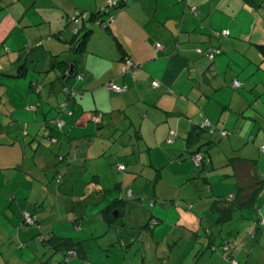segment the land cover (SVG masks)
<instances>
[{
  "label": "crops",
  "instance_id": "0c3cea01",
  "mask_svg": "<svg viewBox=\"0 0 264 264\" xmlns=\"http://www.w3.org/2000/svg\"><path fill=\"white\" fill-rule=\"evenodd\" d=\"M109 1L112 4L123 1L124 4L116 8L109 7ZM189 1H197L199 5L197 15L192 14L189 10ZM206 2L211 3L216 10L208 17L206 21L207 27L206 25H201V21L199 20L204 15L203 6ZM15 3H23L25 13L24 15L19 14L23 16V23L20 24L19 21L13 20L11 23L12 31L22 29V31H16V33L24 34L25 28L39 26L41 22L48 25L49 29H51L52 25L58 29L56 32L49 30V33L45 35L40 34L37 39H33V43L32 40L29 43L27 40L24 43H10L8 40L6 41V35H0L1 73L13 72V75L16 67L20 65L27 66L28 70H32V67H35L36 70L42 73L39 76H34L35 74L33 73L34 75L31 74L28 78H25L22 87L19 86V81H14L12 77L7 78L8 81L6 80L5 83L10 85L12 82L16 85L19 92H24L30 81L41 82V85L42 80L47 81L46 86L42 85L39 92L41 98L42 96L45 97L44 101L39 99L41 104H35V96L30 94H24L18 100H13L8 95L2 96L0 101V174H2L0 178V205L3 206V208H0V219L2 226L7 225L6 227H1L0 221V264L22 263L17 262L16 257L25 258V260L21 258L23 263L26 261L30 262L31 256L29 257V254L27 257H23L21 256V252L17 250L18 244L23 243V240H21L23 233L20 230H16L13 224L21 221L23 212L34 213L35 211L32 210L33 205L37 202L41 203L42 197L46 199L44 201H50V198H55L53 206L51 202H44L45 209L42 211L41 208L38 212L39 217L46 220L45 225L42 226L44 234L52 231L54 234L62 237H71L77 242L84 241V245L88 247L85 258L87 264H111L112 256L115 257L118 249L130 247L131 240L129 241L130 238H126L125 235L127 230L132 227H142L148 221L150 214L136 200L127 204L122 217L119 218L116 211L112 212L113 218L116 220L118 217L119 219L111 227L106 225L99 214L102 208L96 214L95 209L89 210L88 207H85L83 209L85 213L84 220L81 221L79 228H76L73 225V220H75L79 213L77 214L75 208H73V201L87 199L90 196L93 198V196L98 195L97 191L99 189L97 188V184L92 183V185L96 186V189L93 188V193L91 191H84L83 193L74 194L75 190L73 191L67 185L55 188L52 184L53 181L50 180L47 183L49 178L53 179L55 177V169H61L55 162L56 158L54 154H69L71 158L70 162L72 161V164H76L77 166L79 164L83 165L80 162L84 161V165H86L85 173L88 176H98L95 175L98 172L96 169L94 170V167L97 164L99 166L98 169H100L101 166L98 164L100 159L97 158L100 147L98 148L96 145L92 146V139L84 136L94 132L93 125L88 123L91 114L98 117L102 122L114 118L118 120L119 117H128L137 124V120L140 119L139 128L143 133L140 148L142 150L150 149L149 152L152 156L149 158V161L151 160L154 167L159 169V171L152 168L149 164V166H146L145 163H148V159L144 161L145 163H142L144 159H141V165L151 168L153 176H150L147 172H143V174H149L147 183H150L151 186H149L147 191L143 190L140 192L137 190L134 198L142 197L144 200L153 199L155 202H162V207H156L154 204L151 214L161 218L163 221H160L159 225L153 226L150 231H146V236L143 237L145 244H142V241L140 242L142 237H139V240L133 242L132 245L141 243V247L144 245V248L151 251L154 250L156 253L153 258L158 261L161 259L162 261L166 260L164 256L159 257V254H157L161 246L162 248H166V251L170 253L175 248L184 247L173 257L171 255L170 257H166L167 263L173 261L174 264H190L189 258H191L194 251L193 243L190 246H182L180 240L189 238L192 241L193 237L185 235V229L190 228L189 230L193 231L196 224L184 223L185 219L190 221L192 218V216H189L192 213L189 212L190 210L186 206L189 204L196 213L202 214L207 200L195 199V196L191 193L179 194L180 187L190 177V170L188 169L191 164L178 154L172 153L166 147L168 146L166 139L169 137V131L176 130L177 133H181L190 129L192 125L198 122L196 105L205 110L204 112L212 122L219 116L218 112L215 113L214 103H207L206 99L200 96V93H196L190 88L191 73L195 72L194 76L197 74L196 70L201 73L202 67H199V69H196V67L198 68L199 65L204 66V64L193 62V64H190L191 68L190 66L188 67V59L190 57L196 59L191 51L195 44L191 41L188 42V39L194 37V34H197V32L203 34L209 33V29L215 31L227 29L229 31L230 27L228 23L236 19L238 21V15H235L238 11L229 9V1L226 0H107L106 2L105 0H20ZM226 6L228 8H224ZM112 9L115 10L114 13L111 12ZM99 10L106 12H104V19L109 16L108 21L111 23L110 32L122 45L128 59L137 65L138 68L132 70V74L125 73L120 77V70L123 67L124 60H122L120 53H118L111 37L100 29H92L94 28L92 25L87 26L88 28L90 27L91 32L87 37L86 52L81 55L76 66V71L82 75V80L76 83V79L72 78L73 82L68 83L71 84V88L82 91L84 93L83 98H77L75 104H73V117L61 115L66 124L59 132L51 131L50 135L55 139V142L52 140L51 142L42 140L41 137L37 136L40 131L39 126L35 123L44 121V119H52L54 116L56 117L54 111H47L48 103L56 104L63 100L62 96L56 97V95L50 93L49 88H55L51 82L55 81L57 75L59 76L60 74L55 70L49 71V68H52L50 66L61 59L66 60L68 63H71L72 59H74L68 47L56 40V38L54 39L53 35L60 32L61 37L65 40L64 34L68 33V29L63 27L64 20L65 18L67 20L72 12H77L76 14H78L80 11H85L88 15ZM32 12L34 16L28 17ZM50 12H57L59 15L48 20L46 16ZM244 13L246 15L243 14L241 21H239L245 25H251L250 22L254 20L249 19L248 16H252L254 10L248 8L247 12ZM234 15L235 17H233ZM227 17H232L233 20L229 21ZM0 33L3 32L0 31ZM184 34H188V39L182 38ZM178 36H181V42H179V46H176L175 40ZM42 37L44 38V42H42ZM71 38L72 36L68 35L66 40ZM38 43L42 45V51H32V48H34L32 45H37ZM155 43H160L162 48L156 49L154 47ZM222 45L224 50L231 51L234 42H231L230 45V43L223 40ZM235 47V49L241 52L237 44H235ZM219 58L223 59L224 57H217L216 69L219 72L217 73L219 77H217L215 82L211 83L210 86H206L208 83L206 76L203 78L199 77L198 81L202 82L204 90H209L214 86H219L216 91L227 89L225 84L228 82V76L222 71V68L225 67V60L221 61ZM33 59L40 61L32 64ZM233 60L236 61V58L234 57ZM72 70L73 67L70 65L69 71ZM252 71L244 79L238 78L242 82L246 78H249L247 85L252 88V91L250 93L245 91L238 93L236 98L231 101V106L238 111L244 108L247 113L246 116L261 118L263 122L264 73L258 72L251 76ZM153 80H158L160 83L157 89H152L150 85ZM109 81H113L118 85H126L127 91L123 94H115L109 91L104 86ZM198 81L196 83L192 80V86L199 84ZM257 83H260V85H257ZM56 90L58 91V89ZM0 94L2 95L1 92ZM177 95H181V97ZM217 97L223 101L227 99L226 101L228 102V98L219 97L218 94ZM189 99H192V102ZM33 104L37 106L34 107ZM33 108H36L37 111ZM18 111L21 113H17ZM15 116L19 117L20 120L14 119ZM232 119L234 123L235 120L234 118ZM13 120L15 126L10 127L8 122ZM17 122H25L27 124L28 136L22 139V141L18 139L21 137V134L17 132L20 130ZM228 122L227 124L225 122V124L229 126ZM255 128V125L254 127L248 126L245 130L249 133V136L253 137L254 145L259 146L263 144L260 141L262 134L264 135V129L258 127L255 131ZM90 145L92 146L91 149H89ZM170 146L174 148L173 141ZM21 152H24L28 158L31 156L32 162L30 163L28 159L23 158ZM16 163L17 166H15ZM162 168H169L166 171L171 176L163 177ZM244 171L246 170L239 169L235 171V175L232 176L234 179L228 176L223 177L224 173H229L227 170L223 171V174L222 171H220L221 173H217V176L222 177L219 181L212 182L213 178L209 177L210 189L213 188V191H216L213 195L217 196L222 193L228 195L234 192L237 185H248L249 175L245 174ZM249 171L251 173L252 170L249 168L248 173ZM78 172L81 175L80 169ZM157 175L158 179L155 181ZM81 176L80 182L85 179L83 174ZM92 179L94 180V178ZM176 179L178 183L175 182ZM20 181L21 183H19ZM202 182V185H204L205 181L202 180ZM42 183H46L49 186L50 192L42 194ZM23 184L25 185L23 186ZM194 185V187H197V182ZM162 187H165L168 192H164ZM115 193L117 192L115 191ZM110 196V198H107L102 203H98V207L106 206L113 198H124L122 193H119V196L113 194ZM174 198L176 201L171 203L164 202L173 200ZM181 198H184L182 202ZM204 199L206 198L204 197ZM15 200L18 203L21 202L19 200H26L23 202L24 205L22 207L19 204L20 207H17V212H15L13 206ZM30 201H33V203H29ZM25 204L28 206H25ZM82 206L84 205L82 204ZM17 214L19 215V220H17ZM181 214L185 217L182 220H180L182 218ZM157 217L156 219H158ZM177 225L184 226L185 228L182 229L179 226L176 228ZM13 229L15 230L14 233H12ZM112 229L116 235L115 241H117V245L114 248L109 247L113 242L112 240L108 243V246L104 244L108 238V232ZM32 236L34 237V235ZM32 236L30 237L32 238ZM95 237H97V240H94ZM4 238L7 239L5 240ZM95 244L96 246L91 248ZM262 259V263L256 262V264H264V255ZM70 264H79V262H71ZM142 264H145V262Z\"/></svg>",
  "mask_w": 264,
  "mask_h": 264
},
{
  "label": "trees",
  "instance_id": "16d2710c",
  "mask_svg": "<svg viewBox=\"0 0 264 264\" xmlns=\"http://www.w3.org/2000/svg\"><path fill=\"white\" fill-rule=\"evenodd\" d=\"M20 0H11V3L19 2ZM186 1V0H184ZM188 8L191 11L192 14L197 15L198 13V3L197 1H189ZM121 4H124L123 1L111 4V7H120ZM264 2L263 0H229V5L231 10H237L238 12L235 13V15H238V20L241 21L242 13L246 15L247 9L250 8L251 10H254L255 12L259 13V11H264ZM261 7V8H260ZM215 10V7L211 4L206 2L203 6V12L204 15L199 20L201 21V25H206V21L208 20V17L210 14H212ZM243 11V12H242ZM104 10L96 11L92 14H86L85 11H80L78 14L74 12V23H70L71 19H69V16L67 18V23L72 24L75 26L73 28V35L72 38L69 40H64L60 32L55 33L53 36L61 43H65L68 47V50L72 52V55L74 56V59H72V62L69 64L66 60L61 59L60 61H56L52 66V68H49V71L55 70L59 72V76L57 75V78L55 81L51 82L52 85L55 86V88H49L51 91L50 93L57 96H62V99L60 102L54 104V103H48V110L51 112L56 113V117L54 116L52 119H44V121L36 122L35 124L39 126V135H37L39 138L41 137L42 140H48L51 142L55 139L51 137L50 133L53 132H59L61 131L65 126V121L61 118V115L64 116H74L72 113V106L75 104V101L77 98H83V92L78 91L75 88H71L68 85L69 80L72 78L76 79L75 82L78 83L80 80H82V75L77 73L76 66L79 62V59L82 54L86 52V46H87V37L89 36L91 29H89L87 26L92 25L93 27L102 30L103 32L107 33L108 36L111 37L113 43L115 44L118 53H120L122 60H124L123 67L120 70V77L123 76L125 73L132 74V70L138 68L137 65H135L128 57L125 55V51L122 47V45L116 40V37L110 32V25L111 23L108 21V17L105 19L103 18ZM241 12V13H240ZM239 13V14H238ZM235 15L233 17H235ZM226 16V15H225ZM241 16V17H240ZM262 24L264 25V14L260 15ZM222 19V18H221ZM237 20V19H236ZM236 25H239L236 23ZM240 26V25H239ZM204 28V27H202ZM94 29V28H92ZM96 29V30H97ZM208 29V28H207ZM81 30V31H80ZM209 33H201L197 32V34H194V37H190L189 39L188 34L182 35V38L188 39V42H194L195 46L192 47V53L195 56L196 60L200 57H203L207 59V62H200L201 64H204V66L199 65V67H202L201 73H199L198 70H196L197 74L191 73L192 76L189 81L190 88L195 91L196 93H200V96L206 99V102H211L215 104L216 110L219 113V116L216 117L215 121L212 122L209 119V116L204 112L205 110L200 108V106L196 105L197 107V113L198 116V122L190 127V129L177 133L176 130L169 131V137L166 139V144L168 146V149L174 152V154H178L180 157L184 158V160H187L191 164V169L193 172H191V176L185 181L186 183H193L196 184V180H194V174L196 173H204V177L201 178L203 181H205L203 187L204 189H210V183L208 181V178L210 177L209 172H216L221 173L220 170L223 167L225 168L223 171L227 170L229 173H224L223 177L225 176H233L235 175V171L241 169L246 170L244 171L245 174L249 175V183L248 185H237L234 192L226 195H205L204 193L196 195L195 199L203 200L204 197L207 200L205 202V207L203 208L202 214L196 213L192 207L187 204L186 208H188L192 214H189V216H192L191 220H184V223H188L193 225L196 224V227L192 230H189L190 228L185 229V235H190L195 239L193 243V255L191 258H189L190 264H199L198 262L202 258V255H205L208 253H215L218 252V255L206 257L205 262L207 264H256V262L263 261L262 255L255 257V250L257 246H261L263 241V228H264V217H261V212L264 210V143L255 146L253 143V137L249 136V133L245 130L248 128V126L259 127L260 129H264V121L262 122L261 118L257 117H249L246 116L245 109L243 108L241 111L236 110L234 107L231 106V101H233L236 98V95L240 93L241 91H245L247 93H250L252 91V88L247 85V81L249 78H246L245 81H240L237 74V67L238 63L233 60L234 57H239L240 54L243 55L246 58L245 53H241L238 51V49H235V44L238 45V40H240L239 36L231 37L230 30L227 29L221 30V31H215L212 29H209ZM208 31V30H207ZM224 32H227V34L224 35ZM84 33V34H82ZM82 34V35H81ZM238 37V38H237ZM62 38V39H61ZM181 36L177 37L175 40L176 46H179ZM243 40V37L241 38ZM225 40L227 43L234 42L233 49L231 51H226L222 47V42ZM241 40V41H242ZM184 41V39H183ZM201 41V42H198ZM218 42V44H216ZM247 45L253 46L255 51L257 52L258 56L260 57L259 61L256 60H250L246 58L245 64L252 65L253 71L251 73L252 75H255L258 72L264 73L263 65H264V43H256L251 41V36L249 35L247 38ZM202 43L203 46H200L199 44ZM193 44V45H194ZM221 44V45H220ZM156 45H159V48L156 47ZM36 46V47H35ZM156 49L162 48L160 43H155L154 46ZM235 47V48H234ZM33 50H39L42 51V45L38 43L37 45H34ZM38 52V51H37ZM238 52V53H237ZM223 56V60H225V67L222 68V71L224 74H226L227 77V84L226 86L231 87L234 92L232 96L227 99H224L225 101L221 100V98L217 97V91L219 86H214L213 88L209 90H204L202 87V82L198 81L199 77L203 78L206 76L207 78V84L206 86H210L211 83L215 82L217 77H219V73L216 69V62L217 57ZM40 60L35 61L33 59L32 64L34 62H39ZM195 62V59H192L191 57L188 59V67ZM73 67L72 71H69V66ZM33 72L37 71V75L39 76L40 73L39 70H36V68L32 67ZM15 73L12 75L11 73H1L0 72V101L2 99V96H9L13 100H18V98L23 96L24 94H30L35 96V104H41L39 102V99L44 101L45 97L39 95L40 89L42 85L47 84V81L42 80L41 82L37 81H30L28 83V87L24 90V92H19L16 85H14L12 82L10 85H8L6 80L7 78L12 77V79L20 78L19 86L22 87V83L24 81L27 75L28 67L25 65L17 66L14 70ZM48 71V72H49ZM203 71V72H202ZM57 72V73H58ZM70 72V73H69ZM34 75V74H33ZM264 75V74H263ZM35 76V75H34ZM194 80V82L199 84H195L192 86L191 81ZM234 82H238L239 86L234 87ZM155 83V85H154ZM32 84V86H31ZM110 84H114L122 89L121 92H115L112 91L109 88ZM209 84V85H208ZM152 89H157L160 86V83L158 80H153L150 83ZM198 85V86H197ZM257 85H260V83H257ZM256 85V86H257ZM104 86L111 92L115 94H123L127 91L126 85H118L114 83L113 81H109L108 83H105ZM58 89V91L56 90ZM48 91V90H47ZM9 92V93H8ZM174 92V91H173ZM43 93V92H42ZM176 93V92H175ZM43 95V94H41ZM216 95V96H214ZM181 97V95H177ZM256 96V95H255ZM40 97V98H39ZM8 98V97H7ZM223 98V97H222ZM256 99V98H255ZM40 100V101H41ZM192 99H189L191 101ZM192 102V101H191ZM194 102V101H193ZM224 103V104H222ZM33 104L34 107L37 105ZM39 108V107H37ZM34 109V108H33ZM36 109V108H35ZM34 109V110H35ZM37 111V109H36ZM248 112V111H247ZM46 114V113H45ZM221 114V117H220ZM119 117V116H118ZM90 119L88 120V123L92 124L94 132L92 134H86L85 137L91 138V145H96L100 152L97 156L100 161L98 162L99 165H102L105 163V161L110 160L111 169L115 172H125L131 174L130 180L127 183V180L119 181L116 184H114L113 192H109L108 197H111L110 195H118L119 193H123L122 190H126V187L129 186V184L132 183V188L128 189L127 195H124V198H113L110 203H108L104 208H102L99 212V214L102 216V219L105 221L106 225L108 227L113 226L114 222L117 221L120 217L124 215L125 209L127 204L131 203L132 201H138L140 202V205L144 207L146 212L150 214V217L148 221L139 228H130L127 230V233H125L126 238H130L129 241L130 246L133 242L136 240H139V237H142V244H145L143 241V237L146 236V231H150L153 226L159 225L160 221L162 222L161 218H158L155 215H152L151 212L154 208V204L156 205V202L153 201V199H143L142 197H135V192L137 193V190L140 192L147 191L149 186H151L150 183H147L146 180H148V176H145L143 174V167L141 165V159H144L142 163H145L144 161L147 160L148 163H145L146 166H151L152 168H155L153 165V162L149 158L152 156L149 152V148L147 149H141V141L143 140V133L140 130V119L137 120V124L133 122L132 119L128 117H119L118 120L111 119L107 121L99 120L98 117L95 115H90ZM98 118V119H97ZM234 118V123L233 119ZM229 120V122H228ZM264 120V118H263ZM227 122L229 123V126L225 124ZM231 122V125H230ZM12 126H15L14 120L8 122ZM19 125V132L21 136L24 138L27 137V128L26 123H18ZM225 124V125H224ZM232 126V127H231ZM26 133V134H25ZM225 140V141H223ZM22 141V140H20ZM173 146L172 148L170 145ZM223 141V142H222ZM175 142V145H174ZM90 145L89 149L92 148ZM244 150L246 152L242 153ZM233 153V154H232ZM55 155V162L57 163H64L63 169H55V177L52 179H48L47 183L51 180L53 181L52 184L55 188H59L60 186L67 185L72 190H75L74 194L83 193L84 191H93V188L96 189L95 185H92V180L88 181L85 184H82L79 180L82 178L83 172H85L86 165H84V161L80 162L83 163L79 164L78 166L75 164H72V161L70 162L69 154H63V155ZM142 156V158H141ZM257 156V159H254L253 157ZM111 158H113L111 160ZM123 159H125L127 165H129V170L131 172H128V167L124 164ZM218 160V161H216ZM97 163V162H96ZM143 164V165H145ZM149 164V165H148ZM122 167V168H120ZM262 172H258L259 170ZM97 168V169H96ZM99 166L97 164L94 167V170L96 169L98 172ZM249 168L252 170L251 173L248 170ZM72 171H70V170ZM79 169L82 172L81 175H79ZM156 169V168H155ZM74 170V171H73ZM100 170V169H99ZM159 171V169H156ZM222 171V172H223ZM110 172V168H109ZM194 173V174H192ZM95 175H98L96 173ZM125 175V176H126ZM200 176V175H199ZM97 177V176H96ZM96 177H93L96 179ZM88 178V177H87ZM158 179V175L155 178V181ZM194 180V181H191ZM201 180V181H202ZM79 181V183H78ZM83 181V180H82ZM132 181V182H131ZM142 181H145L142 183ZM141 182V183H140ZM77 183V185H76ZM203 183V182H202ZM43 184V183H42ZM76 187V188H75ZM97 188L99 189L97 191L98 195L96 196H105V193L107 192L106 188L104 186H99L97 184ZM89 189V190H88ZM71 190V191H72ZM135 190V191H133ZM115 191L117 193H115ZM181 191V190H180ZM45 192H50L49 186L45 183L42 185V194H46ZM90 192V193H91ZM94 192V191H93ZM92 192V193H93ZM133 193V194H132ZM179 194H181L179 192ZM204 194V195H203ZM92 197V196H91ZM50 198V197H49ZM104 198V197H103ZM106 198V197H105ZM51 200L44 201L42 197V202L38 204L40 206L39 208L36 207L34 210L35 212H23L22 213V219L19 221V223L13 224L14 227L19 226L20 230L23 227L28 228H38V231L36 234H33L36 238L39 236L41 247H46L48 250H50V254L45 255L46 251L43 250V253L40 252H34L33 258H30V262L26 261L23 263H16V264H70L71 262H79V264H87L85 261V258L87 256L86 249L88 248L84 241L77 242L74 241L71 237H62L59 235L54 234L52 231L44 234V230L42 229V226L45 225L46 220L39 217L38 212L44 207V202L50 203L53 206L55 203V198H50ZM211 201H210V200ZM95 198H92L91 202L95 201ZM198 200V201H199ZM22 201V200H19ZM86 199H78L74 200V207L76 210V213L79 215L76 216L75 220H73V225L76 228H79L81 221L84 220L85 213H84V205ZM262 201V202H261ZM58 202V201H57ZM171 203L173 200L164 201ZM153 203V204H152ZM162 203V202H161ZM160 203V204H161ZM20 203H18L16 200L14 201V205L17 207ZM88 204V202H86ZM85 204V206H86ZM173 204V203H172ZM13 205V206H14ZM163 205V203L161 204ZM15 208V206H14ZM185 208V209H186ZM159 209V208H158ZM116 211L119 218L117 217L116 220L113 218L112 212ZM251 213H256L257 217L256 219L250 218ZM239 214L240 217H236L235 215ZM182 219L185 217L181 214ZM156 217L158 219H156ZM1 218V217H0ZM243 220L240 227L237 228H231L227 227L226 229L223 228L224 225H231L230 223L232 220ZM1 221V219H0ZM205 224H204V223ZM244 222V225H243ZM7 226V225H6ZM179 225L176 226V228ZM1 227L2 221H1ZM181 227V226H179ZM215 227V228H213ZM182 229L185 228L184 226L181 227ZM243 231H246V236L244 238L240 237L241 233ZM218 233V234H217ZM223 233L224 236L218 239L216 237V234L219 236V234ZM122 237V236H121ZM201 238V239H200ZM5 240L7 238H4ZM94 240H97V237L94 238ZM1 241V239H0ZM218 242V243H217ZM91 244V242H89ZM141 244V243H140ZM19 246H23V244H18ZM117 241H113L112 244L109 247H116ZM252 247H251V246ZM145 246L143 245V248ZM145 251V254L143 257H141V262H147V253H151L152 256L149 260H153V252L151 250ZM31 250V249H30ZM119 250V249H118ZM32 251V250H31ZM42 251V250H40ZM160 256V251H157ZM254 252V254H253ZM118 253V252H117ZM22 257H19L21 259ZM198 258V260H197ZM148 260V261H149ZM18 262V261H17ZM174 264V263H173ZM259 264V263H257Z\"/></svg>",
  "mask_w": 264,
  "mask_h": 264
},
{
  "label": "rangeland",
  "instance_id": "374dc122",
  "mask_svg": "<svg viewBox=\"0 0 264 264\" xmlns=\"http://www.w3.org/2000/svg\"><path fill=\"white\" fill-rule=\"evenodd\" d=\"M106 1L107 0H105V2ZM226 1H229V0H226ZM257 1H259V0H257ZM263 6H264V4H263ZM109 7H111V5ZM224 8H228V6H226ZM114 11H115L114 9L111 10L112 13H114ZM24 13H25V10H24V7H23V3H19V4L18 3H13V4H11V0H0V31L3 32V33H0V35L1 36L6 35V37H7L6 38V41L8 40L10 43H13V42L24 43V41L27 40V42L29 43L30 40H32V43H33L34 42L33 39H37L40 34L45 35V34L49 33V30H51V32H56V30L58 29L54 25H52L51 26V29H49V26L48 25L42 24V22H41V24L39 26L25 28L24 29V34L16 33V31H22V29L21 30H14V31H12L11 30V23L13 22V20L15 19L16 21H19L20 24L23 23L22 22V20L24 21L23 16H21L19 14H23L24 15ZM261 14H264V11H261L260 10L259 13L255 12V14H253L252 16H248L249 19H253L254 20L253 22H250L251 25H245L242 22H240L239 20L238 21L237 20L232 21L233 20L232 17H227L229 21H232V22H229L228 23V26L230 27V31H231V34H232L231 37L240 36V38H239L240 40H238V42H237L238 43V46H239L238 48H239V50H241V52L245 53L246 58H248L250 60L259 61L260 57L258 56V54L255 51V49L253 48V46L247 45V42H246L247 41V37L250 35L252 42L264 43V25L262 24V21H261V18H260V15ZM56 15H59V13H57V12H50L49 14H47L46 19L50 20V18H55ZM73 15H74V12H72V14H70V16H69V19L72 18L71 21H70V23H74V17H72ZM31 16H34L33 12L28 17H31ZM242 16H243V13H242ZM236 23H238L241 26L236 25ZM63 27L64 28L66 27L65 29H68V33L67 34H64L65 35L64 36L65 39H67V36L68 35L72 36L74 34L73 33V28L75 26H73L72 24L67 23L66 18L64 20ZM94 29H95V27H94ZM242 37H243V40L241 39ZM42 40H43L42 42H44V38L43 37H42ZM198 42H201V41H198ZM104 43H107V42H104ZM199 45L200 46H203L202 43H200ZM32 46H34V44ZM235 58H236V61L235 62L238 63V67H237V71L238 72H237V74L239 75V77L241 79H244L246 77V75H248L252 71V65L245 64V62L247 60L241 54H240L239 57H235ZM219 59H221V58H219ZM221 61H223V59H221ZM195 62H197V63L198 62H204L205 63V62H207V59H205L203 57H200L197 60L195 59ZM33 73L35 74V76L37 75L36 74L37 71L33 72V70H29L27 72L26 77L28 78ZM50 77H52V76H50ZM14 81H20V79L16 77V79H14ZM72 82H73V79L72 80H69L68 83H72ZM68 85L71 87V84H68ZM226 88L228 90L227 89H223L222 91L221 90L217 91V94L219 95V97L229 98L230 96H232L231 92L233 93L234 90L231 87H229V86H227ZM214 96H216V95H214ZM217 112L218 111L216 110V107H215V113H217ZM17 113H21V112L18 111ZM14 119H18V121L20 120V118L19 117L17 118V116H15ZM25 119L27 120L26 117H25ZM22 120H24V119H22ZM9 126L10 127H13L11 124H9ZM256 130H257V127L255 128V131ZM17 132H19V130ZM18 139L22 140V139H24V137L21 136ZM27 141H28V138H27ZM223 141H225V140H223ZM260 142H263L264 143V135L263 134L261 136V141ZM26 145H27V143H26ZM27 146L29 147V145H27ZM244 152H246V150H244L242 153H244ZM21 156L23 158H25V159H28L30 161V163L32 162L31 156H29V158L26 157V155L24 154V152H21ZM253 158L254 159H257V156H255ZM112 159L113 158H111V160ZM216 161H218V160H216ZM123 162L128 167V172H131L129 170L130 167H129V165H127L125 159H123ZM110 164H111L110 163V160L105 161V163L103 164V166L102 165L100 166V170L98 169V176L96 177V179L92 180V183L99 184L100 187L101 186H104L107 189L106 190L107 192L105 193V196H103L104 198L101 195L100 196H96L95 195V196H93V198H95L96 200L93 201V202H91L92 197L90 196V197H87V199H86V201L84 203V208L85 207L86 208L88 207L89 210L90 209H95L96 210L95 211L96 214H97V212H98V210L100 208H103L105 206V205H103L101 207H98V203L99 204L102 203L104 200L107 199V196H108L109 192H113L112 189L114 187V184H116L119 181H123V180H127V183H128L129 180H130V177H131V174H129V173H127V175H126V173L125 172H122V171H120V172L113 171L111 169V165ZM15 166H17V163H16ZM57 166L59 168L63 169L64 168V163H57ZM109 168L111 169V172H109ZM225 168H228V167H223V168H221L220 171H223ZM258 168L259 167H257V170H259ZM190 169H191V167H189L188 170H190ZM161 170L163 171V177H170L171 176V174L170 173L167 174V171H166V170H169V168H162ZM143 171L149 173L150 176L151 175L153 176V174H151V168L145 167V168H143ZM191 172H193V171L190 170V172H189L190 176H191ZM258 172H262V171L259 170ZM209 173H210L209 176L211 178H213V180H211L212 182H214L216 180L219 181V179H222V177L217 176L216 172H214V173L213 172L212 173L209 172ZM223 173L224 172H222V174ZM149 174H144V175L145 176H148ZM192 174H194V173H192ZM125 175L127 176L126 178H125ZM92 176L91 175L88 176L84 172L83 173V177H85V179L82 181V184H85L84 186H86L87 184L85 182L90 181L92 179ZM1 177H2V174H0V178ZM203 177H204V173L203 172L201 174L200 173L194 174V180H196V182H197V187H194L195 185L193 183H186V184H184V185H182L180 187V189H181L180 193L181 194H184V193L189 194V193H191L194 196L199 195V194L202 195V193H205V195L215 194L216 191H213V188H211V189H204L203 188L202 181L200 180ZM230 178L231 179L232 178L234 179V177H232V176H230ZM97 179H98V181H97ZM18 180H19V178H18ZM194 180H191V181H194ZM144 182L145 181H142V183H144ZM175 182L178 183L177 179L175 180ZM19 183H21V181ZM170 184H172V183H170ZM24 185L25 184H23V186ZM132 187L133 186H132V183H131V184H129L128 187H126V190L125 189L122 190L123 193H124V195H127L128 189H130ZM162 188H163V191L164 192H168L165 187H162ZM224 194L225 193H222L221 195H224ZM108 198H110V197H108ZM183 199L184 198H181V202H182ZM25 201L26 200H22L20 202L21 207L24 205L23 202H25ZM173 201H176V199L174 198ZM86 202H88V204H86ZM29 203H33V201H30ZM38 204H39V202H37L35 205H33V209L32 210H35L36 207L38 206ZM85 204H86V206H85ZM161 204H160V202H156V207H162L163 205H161ZM14 206H15V208H14L15 209V212H17V209L18 208H17L16 205H14ZM25 206H28V205L25 204ZM40 206H38L37 208H39ZM0 208H3V206L0 205ZM236 217L237 218L240 217L239 214H236L235 215V218ZM249 217L252 218V219H256L257 215H256V213H251ZM261 217H264V210H262V212H261ZM98 218H99V216H98ZM17 220H19V215L18 214H17ZM242 221L243 220H241V219L235 220V221L232 220L230 222V223H232L231 225H224L223 228L226 229L227 227H231V228L240 227L241 224H242ZM18 223H19V221L16 222V225ZM243 225H244V222H243ZM3 227H6V225H4ZM14 228L15 229H19V226L14 227ZM213 228H215V227H213ZM14 231L15 230L13 229L12 233H14ZM37 231H38V228H36V227L35 228H32V229L31 228H28V227H23V228L20 229V232L23 233L22 234V237H21V240H23V243H22L23 246H19L18 245L17 246V250L21 252V254H22L21 256L27 257V255L29 254V257L31 256V258H33L34 252H38V253L42 252L43 253V250L46 251V254L45 255L48 256V254H50V252H51L50 250H48L46 247H41V245L39 244V243H41L39 236L36 237V238H33V237L31 238L30 237L33 234H36ZM217 234H216V237L218 239H220L221 237L224 236L223 233L219 234V236ZM245 236H246V231H243L241 233V236L240 237L244 238ZM111 240L112 241H115L116 240V235H115V232H114L113 229L108 232V238L105 240V243L104 244L108 246V243H110ZM192 241L194 242L195 239L192 238ZM192 241H190L189 238H184V239L180 240V242H181L180 244L182 246H190V245H192ZM96 244L94 246H92L91 248H94L96 246ZM182 249H184V247L175 248L174 251L170 253V252L166 251V248H162V246H161V249H158V251H160L159 252L160 253V256L159 257H163L164 256L166 260L162 261V259H161V260L158 261L155 258H153V260L152 259L149 260L150 257L152 256V254L149 252V253L146 254V256H147V262L145 264H171V263L173 264V261L167 263V258L166 257H170V255H171V257H173L177 252H180ZM40 250H42V251H40ZM145 251H147V250L145 248L141 247L140 244H138V243L136 245L133 244L129 248H124V247L123 248H120V250H118V253L115 255V257L112 256V263L111 264H142L143 262H140V259H141V257L144 256ZM152 252H153V254L155 253L154 250H152ZM253 254H254V252H253ZM211 255L212 256L218 255V252H215V253H208L207 252L205 255H202L201 257L199 256L198 258H202V259H200L198 261V262H200L199 264H207L205 262L206 257L208 258ZM261 255H262V257L264 255V228H263V241H262V244H261V246H257L256 247L255 255L254 256L255 257H258V256H261ZM16 258H17L16 260L18 262H21L22 259L25 260V258H22V259H19L18 257H16ZM198 258H197V260H198Z\"/></svg>",
  "mask_w": 264,
  "mask_h": 264
},
{
  "label": "built area",
  "instance_id": "2783aa9c",
  "mask_svg": "<svg viewBox=\"0 0 264 264\" xmlns=\"http://www.w3.org/2000/svg\"><path fill=\"white\" fill-rule=\"evenodd\" d=\"M112 3L109 1V5H111ZM227 34V32H224V35ZM157 48H159V45H156ZM155 85V83H154ZM234 87H238L239 86V83L238 82H234ZM109 88L112 90V91H115V92H121L122 89L119 88L118 86L114 85V84H110L109 85ZM122 168V167H120Z\"/></svg>",
  "mask_w": 264,
  "mask_h": 264
}]
</instances>
